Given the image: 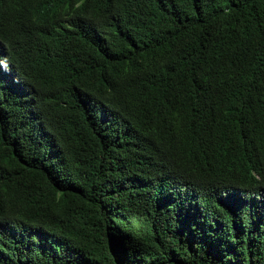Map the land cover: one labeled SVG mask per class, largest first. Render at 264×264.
Wrapping results in <instances>:
<instances>
[{"label": "trees", "instance_id": "16d2710c", "mask_svg": "<svg viewBox=\"0 0 264 264\" xmlns=\"http://www.w3.org/2000/svg\"><path fill=\"white\" fill-rule=\"evenodd\" d=\"M176 1L85 0L98 18H110L114 3L136 8L137 21L145 12L147 53L135 63L113 41L106 53L84 46L93 67L78 70L75 100L69 91L54 95L46 126L18 124V109L0 102V230L8 233L0 264H264V210L254 216L234 208L231 215L226 205L217 223L202 214L175 221L143 184L141 169L173 173L176 166L182 176L216 181L210 189L225 175L242 190L255 171L264 177V137L257 133L223 154V170L219 159L208 171L210 161L198 165L179 153L173 160L176 144L159 148L156 134L149 151L135 157L166 115L178 124L199 108L205 80L244 87L258 117L264 111V0H204V16L180 25L168 14ZM82 87L89 93L79 100ZM96 106L129 120L120 134L98 135L97 119L88 122Z\"/></svg>", "mask_w": 264, "mask_h": 264}, {"label": "clouds", "instance_id": "9594fccd", "mask_svg": "<svg viewBox=\"0 0 264 264\" xmlns=\"http://www.w3.org/2000/svg\"><path fill=\"white\" fill-rule=\"evenodd\" d=\"M111 6L110 18H98L100 13L87 11L85 0H0V102L9 99L18 109L14 117L18 124L24 120L36 121L46 126L44 116L53 97L62 96L66 91L76 99L78 70L86 66L92 68L93 61L82 52L87 45L97 46L106 53L113 41L117 47L130 53L135 63L147 53L144 18L137 21L140 12L132 7ZM204 0H179L168 4V14L172 23L184 24L190 18L205 14ZM100 53V52H99ZM103 54V53H100ZM90 65H87L89 64ZM206 78V77H205ZM204 99L196 111L178 124L172 113L165 116L167 123L152 130L145 139L144 146L138 147L135 157L149 151L146 146L156 134L159 148L176 144L175 153L198 165L219 159L223 170L222 156L227 151L238 148L237 144L246 141L252 133L257 140L264 137L261 117L252 102V96L244 87L224 88L221 82L205 80ZM84 87L79 90V100L84 96ZM2 96V98H1ZM46 96V98H44ZM259 98V97H258ZM264 101L263 98H260ZM75 107L78 103H72ZM88 122L96 118L98 125L93 128L100 137L109 131L122 132L123 121L129 120L120 111L90 109ZM24 128H27L24 123ZM180 134V135H179ZM171 162H169L170 164ZM141 169L145 177L143 184L154 189L153 202L161 203L169 218L182 221L194 214L203 220L219 221L223 214L219 209L229 205L242 214L254 216L264 210V177L255 171V180L250 188L242 190L232 181V176L221 177L215 182L197 181L191 176L176 173L177 166L170 173L166 168ZM205 171V172H206ZM202 178V177H200ZM128 187L130 177L125 176ZM138 188V185H134ZM150 189L146 188L148 192ZM148 210V205L145 207ZM217 223V222H216ZM8 233L0 230V244L5 242Z\"/></svg>", "mask_w": 264, "mask_h": 264}]
</instances>
